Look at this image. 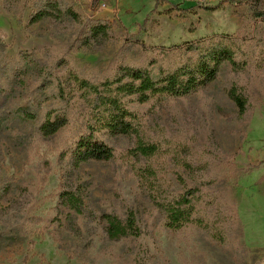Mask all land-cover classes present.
I'll use <instances>...</instances> for the list:
<instances>
[{"label": "rangeland", "instance_id": "374dc122", "mask_svg": "<svg viewBox=\"0 0 264 264\" xmlns=\"http://www.w3.org/2000/svg\"><path fill=\"white\" fill-rule=\"evenodd\" d=\"M248 1L0 0V180L12 183L0 196V264H264V20ZM217 44L236 63L225 61L208 86L147 103L127 98L156 155H130L135 134L101 133L115 159L74 168L70 148L90 108L74 77L101 83L125 67L159 75ZM41 68L52 82L39 92ZM55 77L67 81L74 107L70 123L45 138L44 115L62 105ZM233 85L247 100L243 115ZM149 165L163 201L198 190L197 221L167 226L137 172ZM74 182L92 185L78 230L57 221L60 190ZM130 208L141 237L109 239L102 215Z\"/></svg>", "mask_w": 264, "mask_h": 264}, {"label": "trees", "instance_id": "16d2710c", "mask_svg": "<svg viewBox=\"0 0 264 264\" xmlns=\"http://www.w3.org/2000/svg\"><path fill=\"white\" fill-rule=\"evenodd\" d=\"M99 1L101 0H93V5ZM233 1L250 2L248 0ZM251 7L254 16L264 20V0H252ZM35 20L34 18L32 22ZM225 61L231 64L236 63L230 47L217 44L201 52L196 63L184 65L175 70L162 71L159 75L153 74V71L147 68L125 67L117 78L101 83L74 77L76 84L84 90V95L90 102L86 115L85 132L78 136L70 148L74 168L79 169L81 164L90 161L109 162L115 159L114 147L101 137V133L109 137L135 134L138 138L137 143L129 150V154L135 157L156 155L160 147L154 143L145 142L140 136L137 115L127 107V98H132L135 102L147 103L155 97L190 95L215 81L220 66ZM40 72L44 77L42 85L39 86V92L52 82V76L45 74L42 68ZM55 78V97L62 102V105L54 106L44 115L39 134L45 138L60 133L70 123L74 107L71 103L72 90L67 85V81L59 77ZM228 94L237 105L239 113L243 115L246 112L247 100L238 92L235 85L230 87ZM21 113L29 119L37 118L36 109L35 112L24 109ZM137 172L142 179L144 190L150 191L149 194L155 206L164 211L168 227L177 230L197 221L195 212L198 190L196 188H188L171 201H163L158 195L157 171L154 166L139 168ZM10 187H12L10 181L5 180L1 185L0 180V196L8 192ZM91 188L90 182L63 185L58 200V211L61 216L57 218L59 225L70 230H78L77 221L89 212V204L86 200L87 192ZM102 218L106 222L107 236L111 240L139 239L142 235L137 211L133 208L127 209L124 217L115 213H104ZM9 232L11 230L6 233Z\"/></svg>", "mask_w": 264, "mask_h": 264}]
</instances>
